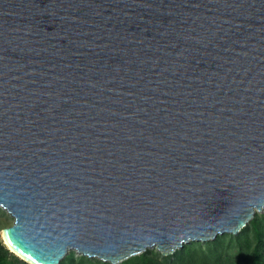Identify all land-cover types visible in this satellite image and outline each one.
Listing matches in <instances>:
<instances>
[{
    "label": "water",
    "instance_id": "95a60500",
    "mask_svg": "<svg viewBox=\"0 0 264 264\" xmlns=\"http://www.w3.org/2000/svg\"><path fill=\"white\" fill-rule=\"evenodd\" d=\"M10 252L120 264L264 213V0H0Z\"/></svg>",
    "mask_w": 264,
    "mask_h": 264
},
{
    "label": "trees",
    "instance_id": "16d2710c",
    "mask_svg": "<svg viewBox=\"0 0 264 264\" xmlns=\"http://www.w3.org/2000/svg\"><path fill=\"white\" fill-rule=\"evenodd\" d=\"M258 215V214H257ZM237 236L224 235L208 243H191L171 257L147 251L120 264H264V214ZM227 241L228 243H225ZM0 264H28L10 252L0 239ZM61 264H109L70 253Z\"/></svg>",
    "mask_w": 264,
    "mask_h": 264
},
{
    "label": "rangeland",
    "instance_id": "374dc122",
    "mask_svg": "<svg viewBox=\"0 0 264 264\" xmlns=\"http://www.w3.org/2000/svg\"><path fill=\"white\" fill-rule=\"evenodd\" d=\"M264 214V213H263ZM263 214H258V215H263ZM257 215V216H258ZM13 219L6 213L4 212L2 209H0V239L3 240V230L7 227H10L13 225ZM4 242V241H3ZM225 243H228L227 241H225ZM148 251H157V249H153V250H148ZM73 253V252H71ZM176 254V253H175ZM175 254L169 255V256H163V257H171L170 260H173V256ZM76 257H83V256H78L76 254ZM64 262V261H63Z\"/></svg>",
    "mask_w": 264,
    "mask_h": 264
},
{
    "label": "bare ground",
    "instance_id": "6f19581e",
    "mask_svg": "<svg viewBox=\"0 0 264 264\" xmlns=\"http://www.w3.org/2000/svg\"><path fill=\"white\" fill-rule=\"evenodd\" d=\"M3 239H4V233H3ZM4 242H5V244L8 246V248H10L9 245L6 243L5 240H4ZM10 250L13 251V249H11V248H10ZM13 253H14V252H13Z\"/></svg>",
    "mask_w": 264,
    "mask_h": 264
}]
</instances>
